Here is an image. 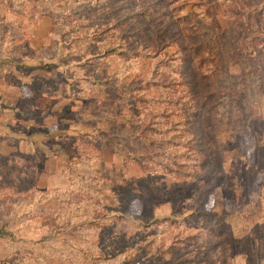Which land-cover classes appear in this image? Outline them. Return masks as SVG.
Instances as JSON below:
<instances>
[{
  "label": "rangeland",
  "instance_id": "374dc122",
  "mask_svg": "<svg viewBox=\"0 0 264 264\" xmlns=\"http://www.w3.org/2000/svg\"><path fill=\"white\" fill-rule=\"evenodd\" d=\"M169 1L0 0V264H264V41L261 86L230 95L245 119L209 110L215 85L242 86L235 10L264 1ZM206 5L227 83L185 52L177 14Z\"/></svg>",
  "mask_w": 264,
  "mask_h": 264
},
{
  "label": "trees",
  "instance_id": "16d2710c",
  "mask_svg": "<svg viewBox=\"0 0 264 264\" xmlns=\"http://www.w3.org/2000/svg\"><path fill=\"white\" fill-rule=\"evenodd\" d=\"M204 1V0H202ZM264 1V0H263ZM169 4H175L176 6H172V10H182L187 4L186 1L179 0H171ZM189 5V4H188ZM194 5V4H193ZM212 8L209 5H206V10L197 11L194 8L193 11L185 12L184 14H177V18L182 23V29L185 31L186 35L191 39H195L196 42H191L189 46L185 48V52L192 57L194 65L199 69L205 68L204 71L206 76H210L213 80H219L220 82L226 81L229 82V77L227 74L222 72L225 65V58H227V54L222 52L219 46H216L220 40H222L223 35L227 32V28L224 30L219 29L214 22V18L211 12ZM242 12V11H241ZM238 9L235 10L236 14L242 15V24L241 27L246 29V36L241 42V44L237 47L238 52V63L241 64L244 74H243V82L240 88L228 86H214L213 91L209 94L211 97L219 96V100L213 101L209 104V110L213 112V115L218 117L217 123L221 125L224 129L225 126H232L233 123L238 122L239 120H244L245 118H240V116H234L231 122H228V107L230 106V95L233 94L234 89L247 91V87H250V84L253 80L257 81V84L261 86V80L257 78L254 73L253 66L251 63V58L254 55L255 49L262 48L261 42L264 41V2L262 6H256L255 10H251V12L241 13ZM214 13H217L214 12ZM138 14L143 19L152 20V16L144 11L138 12ZM216 20V17H215ZM206 24L208 26H206ZM253 25H256L258 28V32L254 31ZM213 43V45L211 43ZM210 46V49L208 50ZM106 55L111 54H122L123 52H118L116 49L112 48L107 50ZM237 63V60H236ZM224 83V82H223ZM192 86L191 83L188 84ZM206 93V91H205ZM246 94V92H245ZM205 100H207V96H205ZM222 103L228 104L227 108ZM197 111L207 112L203 110V108L199 105L195 108ZM201 150H198L200 153ZM141 155L137 156L136 154H124L125 159H134L137 162L141 163ZM205 179L207 181H216L220 183V177L209 175ZM136 181V180H135ZM146 181L155 187L154 179H146ZM156 189V188H155ZM194 215L202 216L203 218L211 221L208 224V227L205 230V233H212L216 236H222L225 234V231L228 229V222L226 220V216L217 212H203L200 209L197 210ZM166 219H161L158 221H166ZM124 264H143L140 262H136L133 260H127Z\"/></svg>",
  "mask_w": 264,
  "mask_h": 264
}]
</instances>
